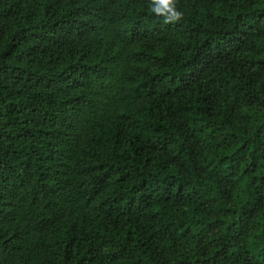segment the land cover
Segmentation results:
<instances>
[{"label":"trees","instance_id":"trees-1","mask_svg":"<svg viewBox=\"0 0 264 264\" xmlns=\"http://www.w3.org/2000/svg\"><path fill=\"white\" fill-rule=\"evenodd\" d=\"M0 0V264H264V0Z\"/></svg>","mask_w":264,"mask_h":264},{"label":"clouds","instance_id":"clouds-1","mask_svg":"<svg viewBox=\"0 0 264 264\" xmlns=\"http://www.w3.org/2000/svg\"><path fill=\"white\" fill-rule=\"evenodd\" d=\"M151 11L165 18L169 23L182 18L183 13L176 8V0H151Z\"/></svg>","mask_w":264,"mask_h":264}]
</instances>
